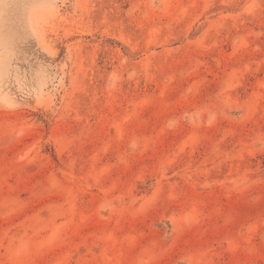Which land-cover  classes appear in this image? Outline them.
<instances>
[{"label": "rangeland", "instance_id": "rangeland-1", "mask_svg": "<svg viewBox=\"0 0 264 264\" xmlns=\"http://www.w3.org/2000/svg\"><path fill=\"white\" fill-rule=\"evenodd\" d=\"M0 264H264V0H0Z\"/></svg>", "mask_w": 264, "mask_h": 264}]
</instances>
